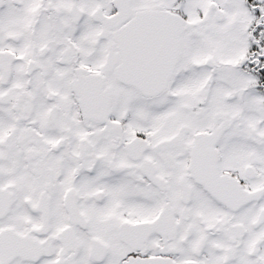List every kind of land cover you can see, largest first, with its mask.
Instances as JSON below:
<instances>
[{
  "label": "snow or ice",
  "instance_id": "1",
  "mask_svg": "<svg viewBox=\"0 0 264 264\" xmlns=\"http://www.w3.org/2000/svg\"><path fill=\"white\" fill-rule=\"evenodd\" d=\"M0 264H264V0H0Z\"/></svg>",
  "mask_w": 264,
  "mask_h": 264
}]
</instances>
